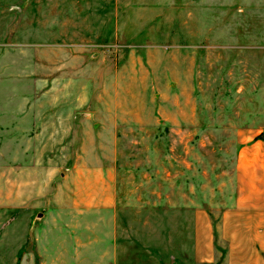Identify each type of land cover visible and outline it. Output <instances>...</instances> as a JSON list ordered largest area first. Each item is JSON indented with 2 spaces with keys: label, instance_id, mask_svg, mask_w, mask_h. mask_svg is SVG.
<instances>
[{
  "label": "rangeland",
  "instance_id": "rangeland-1",
  "mask_svg": "<svg viewBox=\"0 0 264 264\" xmlns=\"http://www.w3.org/2000/svg\"><path fill=\"white\" fill-rule=\"evenodd\" d=\"M263 138L264 0H0V264L32 257L16 192L111 156L120 264H195L191 208L248 191L239 151Z\"/></svg>",
  "mask_w": 264,
  "mask_h": 264
},
{
  "label": "crops",
  "instance_id": "crops-1",
  "mask_svg": "<svg viewBox=\"0 0 264 264\" xmlns=\"http://www.w3.org/2000/svg\"><path fill=\"white\" fill-rule=\"evenodd\" d=\"M106 119V133L112 135L115 124ZM106 146L114 150L112 137ZM241 153L247 166L242 164ZM236 167V182L247 179L248 191L238 186L233 204L220 207L216 218L207 207L191 208L195 264H264V138L243 145ZM115 170L111 156L89 175L78 176L80 180L71 190H63L62 184L54 192L27 189L24 201H19L15 193L11 205L16 209L24 207L22 212L39 218L32 228V257H27V264L122 262L123 209Z\"/></svg>",
  "mask_w": 264,
  "mask_h": 264
}]
</instances>
